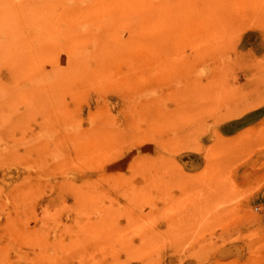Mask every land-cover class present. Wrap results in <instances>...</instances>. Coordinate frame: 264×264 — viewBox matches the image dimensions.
<instances>
[{"label": "rangeland", "instance_id": "obj_1", "mask_svg": "<svg viewBox=\"0 0 264 264\" xmlns=\"http://www.w3.org/2000/svg\"><path fill=\"white\" fill-rule=\"evenodd\" d=\"M0 32V264H264V0H0Z\"/></svg>", "mask_w": 264, "mask_h": 264}, {"label": "bare ground", "instance_id": "obj_2", "mask_svg": "<svg viewBox=\"0 0 264 264\" xmlns=\"http://www.w3.org/2000/svg\"><path fill=\"white\" fill-rule=\"evenodd\" d=\"M16 1H17V0H16ZM20 1H21V0H20ZM38 1H39V0H38ZM69 1H70V0H69ZM85 1H86V0H85ZM66 2H67V1H66ZM81 2H82V1H81ZM90 2H91V1H90ZM17 3H18V2H17ZM74 3H75V2H74ZM79 3H80V2H79ZM40 4H41V2H40ZM66 5H67V4H66ZM80 5H81V4H80ZM83 5H84V4H83ZM67 6H68V5H67ZM71 6H72V5H71ZM73 6H74V5H73ZM68 7H69V6H68ZM60 9H61V8H60ZM29 10H30V9H29ZM57 10H58V7H57ZM57 12H59V11H57ZM135 17H137V16H135ZM105 19H106V18H105ZM88 25H89V24H88ZM82 26H84V25H82ZM82 26H81V27H82ZM86 26H87V24H86ZM61 28H62V27H61ZM83 28H84V27H83ZM84 29L88 30V27H87V28H84ZM27 30H28V29H26V31H27ZM38 30H39V29H37V31H38ZM86 30H85V31H82V30H81V31H82V33H83V32H86ZM96 31H97V29H96ZM124 31H125V30H124ZM0 33H1V32H0ZM36 33H37V32H36ZM124 33H125V32H124ZM124 33H123V34H124ZM125 34H126V33H125ZM125 34H124V35H125ZM124 35H123V36H124ZM3 36H5V35H3ZM121 36H122V35H121ZM123 36H122V37H123ZM125 36H126V35H125ZM4 38H5V37H4ZM36 41H38V40H36ZM94 42H95V41H94ZM94 42H93V44H94ZM94 45H95V44H94ZM94 45H93V46H94ZM93 49H94V48H93ZM86 53H87V51H86ZM63 56H64V55H63ZM61 57H62V56H61ZM64 57H65V56H64ZM61 59H62V58H61ZM64 62H65V64H66V61H64ZM61 63H62V62H61ZM18 70H19V69H18ZM15 72H16V71H15ZM47 74H48V73H47ZM25 75H26V74H25ZM37 83H38V82H37ZM37 83H36V84H37ZM4 97H5V96H4ZM20 109H21V108H20ZM43 112H44V111H43Z\"/></svg>", "mask_w": 264, "mask_h": 264}]
</instances>
